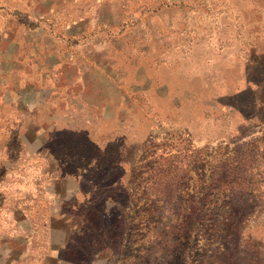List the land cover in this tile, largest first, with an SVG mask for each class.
Instances as JSON below:
<instances>
[{
  "label": "rangeland",
  "instance_id": "rangeland-1",
  "mask_svg": "<svg viewBox=\"0 0 264 264\" xmlns=\"http://www.w3.org/2000/svg\"><path fill=\"white\" fill-rule=\"evenodd\" d=\"M0 264H264V0H0Z\"/></svg>",
  "mask_w": 264,
  "mask_h": 264
},
{
  "label": "crops",
  "instance_id": "crops-1",
  "mask_svg": "<svg viewBox=\"0 0 264 264\" xmlns=\"http://www.w3.org/2000/svg\"><path fill=\"white\" fill-rule=\"evenodd\" d=\"M96 142V141H95ZM97 143V142H96ZM39 148H41L42 147V143L40 144V146H38ZM35 151H37V150H35ZM34 152V151H33ZM34 153H36V152H34ZM81 169L80 168H78V170H77V172H75V173H64V174H62L61 172V176H58L59 178L58 179H67V180H73V181H76V182H78V180L80 181L81 179H82V171H80ZM69 184V183H68ZM71 187H73V186H71ZM70 188V187H69ZM74 188V187H73ZM54 189V188H53ZM49 195L50 196H52V195H54L53 194V191H51V193H49Z\"/></svg>",
  "mask_w": 264,
  "mask_h": 264
}]
</instances>
